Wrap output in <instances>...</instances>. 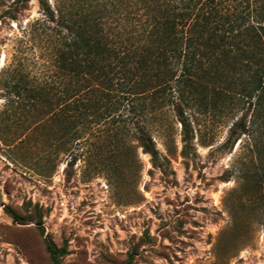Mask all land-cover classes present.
Wrapping results in <instances>:
<instances>
[{"label":"rangeland","instance_id":"obj_1","mask_svg":"<svg viewBox=\"0 0 264 264\" xmlns=\"http://www.w3.org/2000/svg\"><path fill=\"white\" fill-rule=\"evenodd\" d=\"M54 28L38 0H0V264H52L44 238L66 247L62 264H264V155L241 125L231 137L251 108H186V155L173 105L163 126L150 113L160 167L123 105L63 138L40 99L60 81Z\"/></svg>","mask_w":264,"mask_h":264},{"label":"trees","instance_id":"obj_2","mask_svg":"<svg viewBox=\"0 0 264 264\" xmlns=\"http://www.w3.org/2000/svg\"><path fill=\"white\" fill-rule=\"evenodd\" d=\"M38 2L55 23L60 78L56 87L44 86L40 99L60 111L63 138L76 139L77 123H97L123 105L138 119L134 138L160 167L147 126L150 113L163 126L162 108L173 105L186 155L193 135L185 109L216 107L237 97L252 113L249 124L244 118L236 122L231 137L241 125L264 155V0ZM4 209L18 223L34 217ZM44 242L51 263L62 264L66 247L50 238Z\"/></svg>","mask_w":264,"mask_h":264}]
</instances>
